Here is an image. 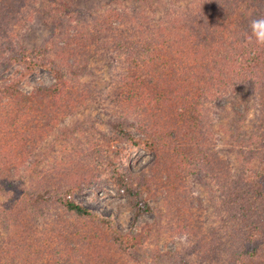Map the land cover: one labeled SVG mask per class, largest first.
I'll list each match as a JSON object with an SVG mask.
<instances>
[{"label": "trees", "instance_id": "1", "mask_svg": "<svg viewBox=\"0 0 264 264\" xmlns=\"http://www.w3.org/2000/svg\"><path fill=\"white\" fill-rule=\"evenodd\" d=\"M47 1L53 4L48 15L63 41L57 42L53 35L41 47H19L8 60L12 64L23 59L29 71L46 67L55 83L30 93L19 89V81L0 84V133L8 148H0V192L12 196L10 203L0 205V222L3 219L9 230L8 240L0 247V264H114L116 245L133 254L152 234L154 223L122 234L109 218L73 199L84 177L77 162L57 160L51 172H44V181L39 182L44 186L32 191L23 187L24 180L13 181L17 165L33 154L24 149L86 98L76 83L70 84L56 60L68 61L66 69L76 77L83 66L74 67L69 60L85 59L97 48L124 57L112 102L128 112L116 127L133 144L155 153L154 176L168 175V187L179 197L182 209L188 206L179 193L190 177L207 171L217 175L222 170L227 214L221 216V228L227 234L213 229L212 250L202 256H214L223 246L213 258L223 261L219 264H264V135L259 136L263 140L260 156L243 152L245 160L235 174L220 159L210 130L217 100L229 88L249 86L264 97V0H201L187 10H170L159 24L119 11L63 29L64 19L81 17L76 0ZM35 2L0 0V47L10 43L16 25L36 10ZM240 118L244 119L238 112L231 134L251 142L253 136L246 133ZM41 122L44 126L39 127ZM127 125L142 136L133 137ZM121 170L111 182L130 197L137 218L152 207L133 184L150 185L155 179ZM53 206L59 207L55 215L44 211ZM187 211L195 218L194 212ZM192 218L191 226L184 222L179 227L199 229ZM161 257L162 252H157L147 264L163 263ZM170 259V264H177L175 257ZM180 264L194 263L182 260Z\"/></svg>", "mask_w": 264, "mask_h": 264}, {"label": "rangeland", "instance_id": "2", "mask_svg": "<svg viewBox=\"0 0 264 264\" xmlns=\"http://www.w3.org/2000/svg\"><path fill=\"white\" fill-rule=\"evenodd\" d=\"M199 1L201 0H76L81 17H77L76 20L64 19L61 28L81 26L85 22L92 23L101 19L104 14L119 11L125 12L130 18L143 17V20L149 23L159 24L167 19L170 10L176 8L187 10L193 8ZM52 5L47 0H36V10L28 13L26 18L16 25L14 39L0 47V84L6 80L19 81V89L24 93H30L39 87H49L55 83L53 74L46 67L40 66L29 71L28 65L20 57L21 61L16 60L12 64H9L8 60L19 51V47L27 46L29 49L41 47L53 35L57 42L63 41L58 35L59 31L53 26L52 15H48ZM114 20L118 25V19ZM73 29L71 27L70 31L73 32ZM48 57L55 59L51 54ZM123 58L107 50L93 49L85 59L81 57L75 62L69 60L74 67L83 66L80 72H76L79 74L76 77L72 71L66 69L68 61L56 60L70 84H77V87L85 92L86 98L82 104L74 105L72 112L59 120L53 128L38 137L37 142L35 139L27 149H24L33 154L17 165L13 181L18 184L19 179L24 180L23 187L32 191L34 187L44 186L42 176L44 172L49 173L53 170L57 160L77 162L84 177L79 190L73 193V199L93 212H99L109 218L115 230L122 234L130 231L139 232L143 224L154 223L152 234L143 245H140L137 252L130 254L116 245L112 252L114 264H147L153 261L157 252H162L161 259L164 260L162 261L164 264H170L171 257L176 258L177 264L182 260L194 264H212L210 262L219 264L223 261L219 262L213 258L222 253L223 246L215 251L214 256L205 257L202 253L212 250L216 240L212 238L213 229H218L220 233L224 232L225 236L227 234L221 228V216L227 214L226 205L223 203L226 192L220 182L222 176L219 174L222 170L218 169L217 175L211 176L207 171L208 173L202 176L190 177L179 193L188 208L180 207L179 197L168 187V175L160 172L154 176L152 164L155 153L143 145L133 144L126 133L116 127L128 112L112 102L119 76L123 74L121 72ZM229 90L225 97L217 100L218 106L213 115L216 119L210 130L220 159L226 162L232 173L237 174L241 170L246 154H252V157L255 153L254 157L258 158L263 150V140L259 136L264 135V97L262 92L250 90L249 86H237ZM238 112L243 114L244 119L240 118L239 121L246 133L253 136L251 142L242 141L231 134ZM38 125L42 127L44 122ZM125 129L135 138L142 136L138 129L130 125ZM2 136L0 133V148L4 149L6 145ZM122 168H128L143 176H153L155 179L150 185L138 182L133 184L135 190L152 207L150 211H145L137 218L133 216L130 197L121 193L111 182V178H115L116 174L120 175L119 171H122ZM39 182H42V185ZM10 197L11 194L4 195L0 192V205L10 203L8 201ZM187 209L194 212L196 220L187 215ZM58 210L59 207L53 206L44 211L55 215ZM191 218L199 225V229L186 231L179 227V224L184 222L191 226ZM1 220L0 247L9 238V230L4 228L3 219ZM43 221L44 219L41 222ZM202 257L204 259L200 261Z\"/></svg>", "mask_w": 264, "mask_h": 264}]
</instances>
